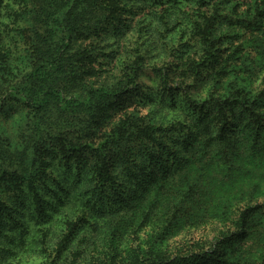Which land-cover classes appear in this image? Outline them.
<instances>
[{
    "label": "trees",
    "instance_id": "1",
    "mask_svg": "<svg viewBox=\"0 0 264 264\" xmlns=\"http://www.w3.org/2000/svg\"><path fill=\"white\" fill-rule=\"evenodd\" d=\"M152 1L167 2L169 18L186 7L182 0H0V66L20 61L0 77V264H27L29 254L43 257L33 264H73L66 251L104 216L149 199L142 215L150 217L159 197L170 196L155 180L176 166L189 167L212 145H264V86L256 85L264 67L230 48L232 34L212 37L217 13L203 8L214 0H187L190 28L161 38L139 33L126 48L127 14L134 19ZM161 52L171 58L151 65ZM149 65L157 83L142 79ZM196 191L186 177L184 196ZM260 212L264 203H248L236 220L240 232L176 258L162 253L156 264H251L237 261L229 245L257 231L259 217L251 218ZM125 252L109 244L99 264L152 263L146 249L132 261Z\"/></svg>",
    "mask_w": 264,
    "mask_h": 264
},
{
    "label": "rangeland",
    "instance_id": "2",
    "mask_svg": "<svg viewBox=\"0 0 264 264\" xmlns=\"http://www.w3.org/2000/svg\"><path fill=\"white\" fill-rule=\"evenodd\" d=\"M136 1L131 0L133 6L137 5ZM182 1V6L190 5L189 1ZM186 7L184 13L177 12L178 16L169 18L167 14L172 12L167 10L169 4L152 1L139 7V14L134 19L133 13L127 14L126 19L133 22L127 25L130 32L126 38V48H132L134 40L138 43L139 33L144 37L145 33L153 30L161 38L163 31L174 32L185 25L186 29L187 26L190 28L187 15L189 8L186 10ZM203 10L207 16L217 13L212 20L213 38L218 34H232L230 48H243L259 70L264 67V0H214L209 6H204ZM190 13L192 15L191 10ZM139 21L140 26H136ZM187 35L190 34L187 32ZM201 41L205 40L200 39L197 46H190L192 51H197L193 50L195 47L200 48ZM172 42L177 43L179 39L175 38ZM160 54L149 60L151 65L162 66L165 58H171L167 52ZM19 65L20 61L16 59L10 65L0 66V77L7 78ZM151 65L144 69L142 79L157 83ZM260 74L264 76V73ZM244 77L241 75V78ZM261 77L256 79L259 89L264 86V80L260 84ZM246 82L245 86L249 85L250 80L246 78ZM225 151L228 153L224 154ZM208 152L210 154L203 158L195 157L189 167L183 162L176 166L170 176L155 180L153 187L162 188V195L170 193V196L159 197L150 217L143 219L142 215L151 209L149 199L145 204L140 202L119 208L115 213L102 218L103 226H90L88 233L75 241L72 250L66 251L68 260H72L73 264H94L92 260H98L96 264H99L103 262L99 257L100 249H107L110 244L112 247L118 245L123 252L131 251V261L142 255L140 249H146L153 257L150 258L151 264H156V258L161 257L162 253L176 258L187 250L211 246L223 234L240 232L236 220L241 210L248 203H264V145L254 151L250 147H238V143L230 148L218 145L214 149L212 145ZM186 177L197 181V191L189 197L184 196ZM256 216L259 219L253 228L257 231L252 235L241 236L236 243L229 245L237 261L248 260L251 264H257L261 255L264 264V212L251 220ZM94 231L99 234H92ZM55 248L52 247L53 250ZM26 258L27 264L39 263L43 259L42 255L37 254H29Z\"/></svg>",
    "mask_w": 264,
    "mask_h": 264
}]
</instances>
